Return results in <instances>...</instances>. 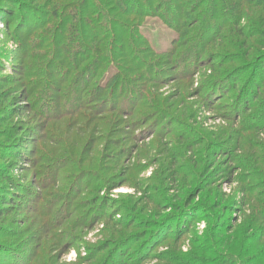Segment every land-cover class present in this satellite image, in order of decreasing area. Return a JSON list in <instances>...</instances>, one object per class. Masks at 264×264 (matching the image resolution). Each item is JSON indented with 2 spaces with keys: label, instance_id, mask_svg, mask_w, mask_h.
Listing matches in <instances>:
<instances>
[{
  "label": "rangeland",
  "instance_id": "1",
  "mask_svg": "<svg viewBox=\"0 0 264 264\" xmlns=\"http://www.w3.org/2000/svg\"><path fill=\"white\" fill-rule=\"evenodd\" d=\"M161 1L129 20L154 51L138 43L148 78L123 71L116 94L113 63L91 87L69 58L59 78L53 25L33 16L51 0H0V264L264 263V219L242 201L264 181L263 7L221 31L219 0Z\"/></svg>",
  "mask_w": 264,
  "mask_h": 264
},
{
  "label": "trees",
  "instance_id": "2",
  "mask_svg": "<svg viewBox=\"0 0 264 264\" xmlns=\"http://www.w3.org/2000/svg\"><path fill=\"white\" fill-rule=\"evenodd\" d=\"M51 1L52 9H49L48 12L44 13L45 21H47L46 23L41 22V20L36 17V13H34L33 16L37 20H35V26L37 24H39V27H43L46 24L53 25V28H51L50 31L52 32L53 39L55 41H58L59 45H57V48L53 52L51 57L57 58L58 62L57 64L53 63L52 67L60 73L59 78L64 80V83L69 82V76L66 72L68 68H66L65 71H62L58 63L62 64V62H59L60 60H62L66 64L68 63V58L71 61L70 65L68 66L70 69H73V67H75L78 63H81L82 67L80 68L78 73L80 77L86 79L84 81V85H86L87 87H91L94 84L93 81L95 80V78H92V73L95 71V68H93V65L97 66L100 62H102V64L97 67L96 75H99L101 69H103V71L106 70L110 63L115 64L116 69L120 70V72L114 76L117 77V80L120 79L117 84L118 91L116 92V94L119 92L124 93L125 89H127L128 86L133 85L128 78L123 79L120 76L123 71H131L133 69H136L134 71H139L146 82L148 75L144 72V67L147 66V64L143 63L141 59L145 58L144 50H142V48H140L138 45L140 41L137 36H135L137 32L136 28L133 27L135 25H131L133 23H131L129 20L134 16L144 14L149 9L148 8L147 10H141L139 8L141 5H144L145 3L151 5L155 2H160L162 5L163 2L161 0H59L63 1L65 4H58V6L56 7H53L55 5L54 0ZM126 1L131 2L133 6L134 4L138 6L134 7V9H128L125 3ZM208 3L209 0H204L202 2V5H206ZM214 5L216 6L213 9L215 11L214 13H218L220 17H213L212 20L214 22L212 23L215 26L218 23H223L221 31H223L225 27L233 28L239 25L242 19L245 18L247 14V6L251 7L252 5H255L257 7L259 5L263 7L262 11L257 12V16L264 19V0H219V2ZM168 10L169 8L167 9V11ZM218 10L220 11L218 12ZM221 13H223L222 18H224V22L221 18ZM228 15L229 17H226ZM173 16L177 20L176 23L178 25L175 27L177 28V31L180 33V35H182V37L188 36L190 33H185V29H187L186 21L188 17L186 10H175ZM199 21L200 18H198L194 25L199 23ZM236 29L237 28L234 29L235 32ZM213 30L214 28L211 25L208 28V31L212 32ZM240 34L244 36L243 33L240 32ZM202 38L203 36L194 38V41L200 42V39ZM61 42L63 43L61 44ZM24 43L29 46L28 42L24 41ZM42 43L43 44L40 47L51 48V43L48 39H45ZM140 43L145 45V50L154 52L149 45V41L147 43ZM206 44H208V42H205V45ZM241 46L243 47V43H241ZM175 50L176 49H173L172 52H174ZM226 58L227 59H224V62L222 64L227 63L228 61L233 62L235 60L234 58H240V55L228 54ZM90 63L92 64L90 65ZM237 79H240V77H235V80ZM252 79L243 84V93L249 86V84L253 83ZM40 84L42 85V83ZM136 85H141L138 87L142 88V90H145L144 83H139ZM113 91L114 88H107L103 91V95H115L114 93H112ZM262 163L264 165V160ZM258 173L260 176L258 175L257 177H262L264 179V170H260ZM262 189H264V181L261 182V184H257L254 182V186L251 188H247V194L242 198V201H244L246 205L250 203L251 199H253L254 201V203H251V206L255 205V208H253L257 216L252 218L251 222L258 218V214L259 217L262 214V217L264 219V192H262ZM231 202L235 205L238 200L235 198ZM260 219L262 220V218ZM167 225L168 224H165V228L167 227ZM170 232L172 233V231ZM156 237L159 238L157 239V242L163 239L162 237L160 238V236H158L157 234ZM152 245L153 244H151L150 242V247ZM144 246L147 247L146 244ZM105 248L106 247H102V249ZM147 248H145L146 252L137 251L135 255H139V257H137L138 260H142L144 258L143 254L148 253ZM212 251H214V255H224L223 251L216 250L212 247L207 252L212 253ZM204 252H206V250ZM262 257H264V252ZM161 259H163V257ZM205 261L206 258H202L198 263H204ZM230 261L231 260H229V264ZM28 263L30 264V262ZM13 264L17 263L13 262ZM257 264L264 263H260V261H258Z\"/></svg>",
  "mask_w": 264,
  "mask_h": 264
}]
</instances>
